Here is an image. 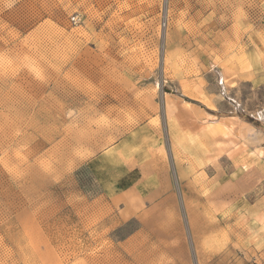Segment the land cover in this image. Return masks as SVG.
Wrapping results in <instances>:
<instances>
[{"label": "rangeland", "instance_id": "obj_1", "mask_svg": "<svg viewBox=\"0 0 264 264\" xmlns=\"http://www.w3.org/2000/svg\"><path fill=\"white\" fill-rule=\"evenodd\" d=\"M0 264H264V0H0Z\"/></svg>", "mask_w": 264, "mask_h": 264}]
</instances>
